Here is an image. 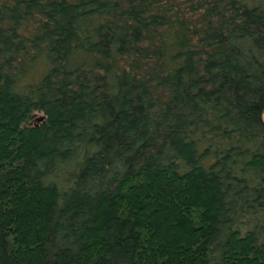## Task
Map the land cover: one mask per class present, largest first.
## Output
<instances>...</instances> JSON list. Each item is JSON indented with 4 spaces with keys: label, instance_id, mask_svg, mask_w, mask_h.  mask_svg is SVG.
<instances>
[{
    "label": "trees",
    "instance_id": "16d2710c",
    "mask_svg": "<svg viewBox=\"0 0 264 264\" xmlns=\"http://www.w3.org/2000/svg\"><path fill=\"white\" fill-rule=\"evenodd\" d=\"M0 264H264V0H0Z\"/></svg>",
    "mask_w": 264,
    "mask_h": 264
}]
</instances>
